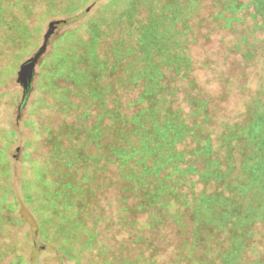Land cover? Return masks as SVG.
<instances>
[{"label": "trees", "instance_id": "trees-1", "mask_svg": "<svg viewBox=\"0 0 264 264\" xmlns=\"http://www.w3.org/2000/svg\"><path fill=\"white\" fill-rule=\"evenodd\" d=\"M89 1L0 0V56L15 68L38 45L46 21L86 12ZM246 14L261 37L237 32L227 50L246 67L260 63L263 80L241 119L218 121L209 106L220 94L195 74L200 63L192 50L220 30L235 32L233 23ZM82 24L86 42L58 56L52 75L68 78L84 100L86 123L68 127V146L50 139L52 159L33 177L22 176L18 195L3 185L12 174L0 155V262L9 253L8 264L27 263L1 241L2 228L15 224L3 210L21 200L37 220L34 236L59 259L80 264L78 252L96 241L101 216L92 200L102 173L104 188L129 200L124 210L135 215V232L121 226V243L114 244L120 253L105 264H159L164 252L171 264H264L253 254L256 228L264 225V0H127L108 18ZM123 89L136 94L125 100ZM57 101L61 109L76 108Z\"/></svg>", "mask_w": 264, "mask_h": 264}, {"label": "rangeland", "instance_id": "rangeland-1", "mask_svg": "<svg viewBox=\"0 0 264 264\" xmlns=\"http://www.w3.org/2000/svg\"><path fill=\"white\" fill-rule=\"evenodd\" d=\"M126 2L127 0H90L89 3H92V6L86 12L52 18L50 21L62 20L63 23L48 36L45 49L35 62L25 98H23L24 86L18 79V71L21 64L30 59L44 44V35L50 21L44 23L38 45L15 68H9L7 59L0 56V155L3 153L6 156L11 168L10 179L3 183L8 188L9 194L18 195L22 176L31 178L34 176L33 171L36 167L50 162L52 159L50 139L54 140L56 144L68 146L72 140L68 133V127H71L72 130V128L86 123V120L84 121L81 116V111L84 109L79 105L84 104V100L71 92L74 88L68 78L52 75L56 59L64 51L74 48L81 39L86 42L87 32L82 23L99 14H102V17L106 19L114 11L121 10ZM221 24L223 22H220L218 27ZM233 25L236 27L235 32L220 30L217 35H213L208 44L205 45L200 40V43L192 50V56L200 63L195 74L197 77L209 81V85L204 86L209 90L208 92L220 94V97L217 96L214 99L211 107L209 106L218 121L224 117L233 120L241 119L245 103L252 94L254 95L256 87L263 80L260 63L254 65L249 63V66L246 67L244 66L245 58L241 59L239 53L231 54L227 50L228 40L238 37L237 32L248 34L251 31V39L255 40L261 37L260 33L252 30L253 21L247 14L241 16L237 24L235 22ZM221 34H226L225 38L227 39L222 40ZM251 39L249 41H252ZM208 59L210 60L208 66H202V61ZM220 76L221 78L226 77L231 82V86L225 88L224 84L220 82V80L223 81ZM245 81L247 84L242 86ZM53 83H56L54 88ZM122 94L125 100L131 99L135 96L136 90L123 89ZM57 99H65L68 104L75 102L76 108L67 106L68 109H66L67 107L61 109ZM83 170V166H80L78 177L83 174ZM97 175L101 179L98 182L101 188L95 189L96 194L93 197L92 206L96 215L101 217L94 229L96 241L91 247L78 252L80 264L96 262L105 264L104 259L110 258L113 253L117 255L120 253L117 245L114 244L121 243V240L116 238V232H121V226L131 234L135 232L130 229V220L135 219V215H129L124 210L129 200L127 202L118 200L114 196L115 189L110 191L104 188L103 183L106 179L103 178V174ZM193 179H196V175ZM196 184L195 190L200 191L203 188L202 185ZM208 186L212 187V185ZM187 188L184 186L183 190ZM12 197L13 195H9L8 201H11ZM99 211L100 214L97 213ZM3 213L9 219L14 220L15 224H9L2 228L1 241L6 246H12L16 253L24 254L26 264H73V260L67 257L59 259L52 250L46 249V244L34 236L37 220L27 204L19 200L11 211L4 209ZM89 224L91 227V222ZM256 232L258 241L253 254L264 257V225H258ZM173 235L169 236L168 244L170 245L176 242ZM79 245L80 243H77V249ZM161 247L163 248V246ZM250 257H254V255L251 253ZM9 259L10 254L8 253L5 261L0 264H8ZM168 259V254L164 252L163 260H159V264H171Z\"/></svg>", "mask_w": 264, "mask_h": 264}, {"label": "water", "instance_id": "water-1", "mask_svg": "<svg viewBox=\"0 0 264 264\" xmlns=\"http://www.w3.org/2000/svg\"><path fill=\"white\" fill-rule=\"evenodd\" d=\"M63 23L62 20H53L49 22L48 28L46 30V33L44 35V44L30 57V59H28L27 61H25L24 63L21 64V67L18 71V79L22 82L23 86H24V97H26L27 92L29 90V85L32 79V75H33V69H34V65L35 62L37 60V58L41 55V53L44 51L45 49V42L48 38V36L59 26H61Z\"/></svg>", "mask_w": 264, "mask_h": 264}]
</instances>
